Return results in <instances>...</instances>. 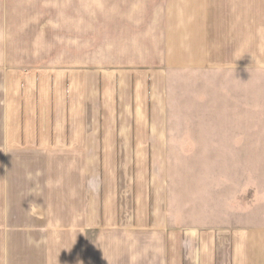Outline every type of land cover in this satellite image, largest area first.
<instances>
[{"label": "crops", "instance_id": "crops-1", "mask_svg": "<svg viewBox=\"0 0 264 264\" xmlns=\"http://www.w3.org/2000/svg\"><path fill=\"white\" fill-rule=\"evenodd\" d=\"M131 6L139 31L94 59L83 23L63 67L10 65L2 42L0 264H264V227L177 226L167 194L170 77L264 73V0Z\"/></svg>", "mask_w": 264, "mask_h": 264}, {"label": "rangeland", "instance_id": "rangeland-1", "mask_svg": "<svg viewBox=\"0 0 264 264\" xmlns=\"http://www.w3.org/2000/svg\"><path fill=\"white\" fill-rule=\"evenodd\" d=\"M135 3L0 0V46H7L10 65L63 67L66 38L74 37L83 23L94 59L102 56L96 47L107 38L120 43L139 31L135 21L128 22L145 12L143 6H131ZM169 84L167 194L172 220L177 226L218 232L264 227V73L250 71L244 79L230 81L223 69L177 70ZM96 257L90 253V264H111L107 257L103 263Z\"/></svg>", "mask_w": 264, "mask_h": 264}]
</instances>
